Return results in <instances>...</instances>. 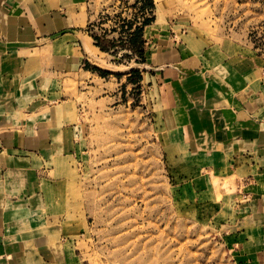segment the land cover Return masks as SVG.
Returning a JSON list of instances; mask_svg holds the SVG:
<instances>
[{
	"label": "crops",
	"instance_id": "crops-1",
	"mask_svg": "<svg viewBox=\"0 0 264 264\" xmlns=\"http://www.w3.org/2000/svg\"><path fill=\"white\" fill-rule=\"evenodd\" d=\"M100 9L96 0H0V264H82L83 126L129 76H103L97 69H111L91 62L105 52L83 28ZM192 30L145 26L137 84L175 162L231 179L232 238L243 264H264V59Z\"/></svg>",
	"mask_w": 264,
	"mask_h": 264
},
{
	"label": "rangeland",
	"instance_id": "rangeland-1",
	"mask_svg": "<svg viewBox=\"0 0 264 264\" xmlns=\"http://www.w3.org/2000/svg\"><path fill=\"white\" fill-rule=\"evenodd\" d=\"M96 1L101 9L83 31L114 41L117 55L105 52L91 62L111 69H97L103 76H129L83 126L76 169L86 217L77 258L82 264H243L230 229L239 199L231 179L186 173L142 99L143 63L117 69L105 61L116 63L127 51L117 40L137 29V19L184 33L206 30L264 59V0ZM83 114L89 117L88 107Z\"/></svg>",
	"mask_w": 264,
	"mask_h": 264
},
{
	"label": "trees",
	"instance_id": "trees-1",
	"mask_svg": "<svg viewBox=\"0 0 264 264\" xmlns=\"http://www.w3.org/2000/svg\"><path fill=\"white\" fill-rule=\"evenodd\" d=\"M151 23V20L144 19L142 22V25L140 27H137V29L130 34L128 38L123 40L120 38V40H117L118 43H120V50L124 52L120 59L117 60L116 63L119 64H125L128 65L132 61H135L138 64H142L145 61V49H144V41L142 39V31L145 26ZM94 39L97 47L100 48L103 52L111 53L113 56L117 55V52H112L114 49H116V45L114 41H106L105 39H101L95 35H91ZM104 42V43H103ZM105 44H111L110 46ZM101 72V70H99Z\"/></svg>",
	"mask_w": 264,
	"mask_h": 264
},
{
	"label": "built area",
	"instance_id": "built-area-1",
	"mask_svg": "<svg viewBox=\"0 0 264 264\" xmlns=\"http://www.w3.org/2000/svg\"><path fill=\"white\" fill-rule=\"evenodd\" d=\"M137 20H138L137 22H139V23L137 24V27H140V26L142 25L143 19H141V21H140V19H137ZM134 27H136V26H135V25L132 26L133 29H134Z\"/></svg>",
	"mask_w": 264,
	"mask_h": 264
}]
</instances>
